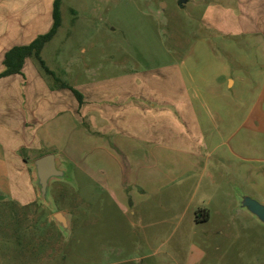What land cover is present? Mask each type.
<instances>
[{
  "label": "crops",
  "instance_id": "obj_1",
  "mask_svg": "<svg viewBox=\"0 0 264 264\" xmlns=\"http://www.w3.org/2000/svg\"><path fill=\"white\" fill-rule=\"evenodd\" d=\"M53 1L0 0V221L7 203L15 207L9 211L44 225L51 220L46 212L40 218L46 206L28 167L47 152L107 190L145 228L167 222L158 215L165 207L148 202L181 183L189 187L177 207L186 241L223 235L231 211L254 219L235 207L227 183L246 185V193L264 202V0H178L200 7L196 19L204 30L178 59H167L172 49L156 46L157 58L146 62L142 55L140 69L80 83L59 76L68 73L65 60L49 48L60 13L39 52L57 79L33 55L24 57L19 72L4 74L10 48L50 29ZM204 254L195 245L186 264Z\"/></svg>",
  "mask_w": 264,
  "mask_h": 264
},
{
  "label": "rangeland",
  "instance_id": "obj_2",
  "mask_svg": "<svg viewBox=\"0 0 264 264\" xmlns=\"http://www.w3.org/2000/svg\"><path fill=\"white\" fill-rule=\"evenodd\" d=\"M59 11L61 28L49 48H57L58 56L66 61L62 68L68 73L59 76L75 83L93 75L140 69L142 55L146 62L157 58L151 52L156 46L172 49L174 53L167 59H178L181 51L204 32L196 19L200 7L190 1L59 0ZM44 55L53 66L48 53ZM65 166L72 178L53 180L49 198L53 210L68 212V233L63 234L52 220L44 225L37 218L11 212L14 204L7 203L8 212L0 221V264H186L195 245L205 250L195 264H264V225L249 215L244 218L231 211L227 217L234 216L227 218L229 227L223 235L212 234L205 239L197 234L186 241L177 207L184 206L188 198L187 185L169 188L170 194L165 189L148 202L149 207H165L158 215L167 222L145 228L136 224V218L107 190L75 166ZM231 183L227 184L233 189H246V185ZM199 200L196 195L193 203ZM217 205L212 198L209 207ZM44 210L41 220L45 212L50 213L48 207ZM218 221L213 214L211 223Z\"/></svg>",
  "mask_w": 264,
  "mask_h": 264
},
{
  "label": "water",
  "instance_id": "obj_3",
  "mask_svg": "<svg viewBox=\"0 0 264 264\" xmlns=\"http://www.w3.org/2000/svg\"><path fill=\"white\" fill-rule=\"evenodd\" d=\"M32 183L35 186L37 199L50 210V219L56 227L67 234L69 230V214L64 210H53L49 198V185L53 180H69L68 169L57 152H47L28 162ZM235 207L248 212L257 222L264 225V202L256 197L234 188Z\"/></svg>",
  "mask_w": 264,
  "mask_h": 264
},
{
  "label": "trees",
  "instance_id": "obj_4",
  "mask_svg": "<svg viewBox=\"0 0 264 264\" xmlns=\"http://www.w3.org/2000/svg\"><path fill=\"white\" fill-rule=\"evenodd\" d=\"M52 20H53L52 25L46 33L37 36L28 44L14 46L5 53L4 63L6 68L4 70V74L11 72H19L24 57L33 55L37 59L43 71L46 72L47 74L53 75L54 79H57L54 76V73L45 66L43 60L40 57L39 52L42 45L53 36L56 28L60 24L59 0L53 1ZM61 86L70 87L64 82H61ZM72 90L74 91L76 96L80 99L81 98L80 93L77 92L75 89Z\"/></svg>",
  "mask_w": 264,
  "mask_h": 264
}]
</instances>
